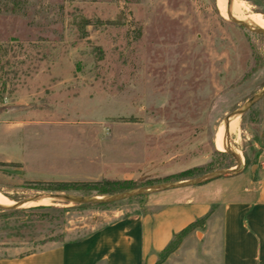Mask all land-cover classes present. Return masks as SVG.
Masks as SVG:
<instances>
[{
    "label": "rangeland",
    "instance_id": "obj_1",
    "mask_svg": "<svg viewBox=\"0 0 264 264\" xmlns=\"http://www.w3.org/2000/svg\"><path fill=\"white\" fill-rule=\"evenodd\" d=\"M229 2L227 13L264 21V0ZM218 6L0 0V193L15 203L49 192L86 196L38 183H146L197 166L204 176L236 168L228 150L242 157L241 171L255 170L264 153V96L225 131L228 155L219 153L218 137L226 119L264 88V34L236 25ZM154 184L162 183L141 187ZM166 191L179 200L203 196L202 185ZM158 192L106 206L0 208V254L83 237L141 213ZM170 254L157 264H170Z\"/></svg>",
    "mask_w": 264,
    "mask_h": 264
},
{
    "label": "crops",
    "instance_id": "obj_2",
    "mask_svg": "<svg viewBox=\"0 0 264 264\" xmlns=\"http://www.w3.org/2000/svg\"><path fill=\"white\" fill-rule=\"evenodd\" d=\"M200 185V199L194 192L184 200L158 192L145 200L141 213L80 240L48 242L29 253L6 248L0 264H157L176 235L200 219L203 226L169 255L170 264H264V153L255 170Z\"/></svg>",
    "mask_w": 264,
    "mask_h": 264
},
{
    "label": "water",
    "instance_id": "obj_3",
    "mask_svg": "<svg viewBox=\"0 0 264 264\" xmlns=\"http://www.w3.org/2000/svg\"><path fill=\"white\" fill-rule=\"evenodd\" d=\"M228 18L238 26L245 27L247 29L258 30L259 32L264 34V29L255 28L251 22L234 19V18H231L230 16ZM262 96H264V88L258 94L253 96L242 109L236 111L232 116L227 118L226 122L230 118H234L238 115H241L255 101L260 99ZM228 152L236 158V160H237L236 168H233L230 170H221V171L211 173V174H207V175H204V176H201L198 178H194V179H185V180L169 182V183L148 185V186L140 187L137 189L128 190L126 192L118 193L115 195H110V196H83V195H71V194H66V193H51V192H49V193H45V194H41V195L31 197L28 199H24L21 201H17V202H15V204L13 206H2V205H0V208L1 209H19V208H23L26 204H28L30 202H36V201L40 200L41 198H48L51 201V203L110 204V203L118 202V201L125 200V199L139 197L141 195L152 193V192L166 191V190H170V189H174V188L200 185V184H203V183L208 182V181L215 179V178H219V177H223V176H232V175L238 174L241 171L242 162L239 159L238 155L231 150H228Z\"/></svg>",
    "mask_w": 264,
    "mask_h": 264
},
{
    "label": "trees",
    "instance_id": "obj_4",
    "mask_svg": "<svg viewBox=\"0 0 264 264\" xmlns=\"http://www.w3.org/2000/svg\"><path fill=\"white\" fill-rule=\"evenodd\" d=\"M85 23H83L81 29H84ZM221 155H228L226 152H219ZM207 172L205 167H193L189 168L187 170L171 174L169 176H166L164 178H156L150 181H147L146 183H138L134 180H112V179H103L99 181H91V182H84V181H73V182H48V183H38L37 185L41 187L43 190L46 191H53V192H84L86 196H110L115 195L118 193L126 192L128 190H133L138 187H141L142 185L146 184H153V183H164V182H172L177 180H183V179H191L198 176H201ZM143 196V195H141ZM139 196V197H141ZM86 205H97V206H106L110 204H86ZM54 206H45V205H38L33 206L30 208H27L28 210H36V209H52ZM25 211V209H24ZM204 224V219L197 220L196 222L190 224L187 226L184 230H182L179 234L176 235L174 240L168 245V247L164 250V253H172L174 250L177 249V247L181 243V238L183 236H186L191 231L195 230L198 227H202ZM107 225V224H105ZM105 225H102L101 227H98L97 229L90 231L88 234H86L83 237H79L74 240H80L84 237L89 236L94 231L101 229ZM48 242H56V240H48L42 242V244L48 243Z\"/></svg>",
    "mask_w": 264,
    "mask_h": 264
},
{
    "label": "bare ground",
    "instance_id": "obj_5",
    "mask_svg": "<svg viewBox=\"0 0 264 264\" xmlns=\"http://www.w3.org/2000/svg\"><path fill=\"white\" fill-rule=\"evenodd\" d=\"M218 5L224 17L228 18L230 16L231 18H234V19L246 20L244 16H235L234 14L227 13L226 10L231 8L230 2L228 0H218ZM249 19L255 28L259 29V27L257 26H264V21H256L252 18H249ZM238 126H239V117L236 116L234 118L228 119L227 122L225 123V126L221 127L219 137H218V148L222 150L221 152H225L226 148H228L226 136H224L225 131L226 133L230 134ZM240 159L242 160V157ZM0 202L4 204L2 206H13L15 204V203H11L12 201L8 197L3 195L2 193H0ZM50 203L51 201L48 198H41L40 200L36 201V203L35 202L34 204L28 203L25 206L48 205Z\"/></svg>",
    "mask_w": 264,
    "mask_h": 264
}]
</instances>
